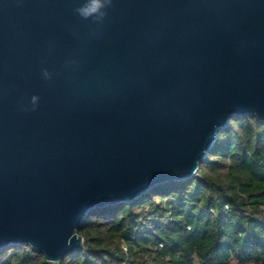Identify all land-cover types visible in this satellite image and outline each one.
<instances>
[{"label":"water","instance_id":"95a60500","mask_svg":"<svg viewBox=\"0 0 264 264\" xmlns=\"http://www.w3.org/2000/svg\"><path fill=\"white\" fill-rule=\"evenodd\" d=\"M88 2L0 0V251L59 263L91 211L191 179L232 118L264 122V0Z\"/></svg>","mask_w":264,"mask_h":264},{"label":"trees","instance_id":"16d2710c","mask_svg":"<svg viewBox=\"0 0 264 264\" xmlns=\"http://www.w3.org/2000/svg\"><path fill=\"white\" fill-rule=\"evenodd\" d=\"M77 233L59 263L19 245L0 264H264V122L232 118L191 179L93 210Z\"/></svg>","mask_w":264,"mask_h":264},{"label":"clouds","instance_id":"9594fccd","mask_svg":"<svg viewBox=\"0 0 264 264\" xmlns=\"http://www.w3.org/2000/svg\"><path fill=\"white\" fill-rule=\"evenodd\" d=\"M105 7L104 0H89V2L79 9L80 15L85 19L96 15L101 12V9ZM106 15V14H105ZM39 98L36 96L32 97L35 103Z\"/></svg>","mask_w":264,"mask_h":264},{"label":"built area","instance_id":"2783aa9c","mask_svg":"<svg viewBox=\"0 0 264 264\" xmlns=\"http://www.w3.org/2000/svg\"><path fill=\"white\" fill-rule=\"evenodd\" d=\"M123 249H124V253H126V254H127V253H128V250H127V248L124 246V248H123Z\"/></svg>","mask_w":264,"mask_h":264}]
</instances>
